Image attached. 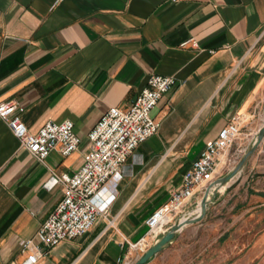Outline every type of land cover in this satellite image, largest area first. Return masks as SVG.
Instances as JSON below:
<instances>
[{
	"label": "crops",
	"instance_id": "obj_1",
	"mask_svg": "<svg viewBox=\"0 0 264 264\" xmlns=\"http://www.w3.org/2000/svg\"><path fill=\"white\" fill-rule=\"evenodd\" d=\"M55 1L0 0V101L16 102L33 133L47 121L71 120L81 142L67 156L52 150L41 164L0 119V264L26 260L22 243L61 200L49 169L77 171L100 116L128 109L150 74L170 75L177 83L152 111L159 129L127 160L107 215L79 237L41 245L46 254L36 263L130 264L129 244L146 234L145 220L219 129L239 117L241 133L218 157L215 180L264 123V0ZM199 193L186 216L197 214ZM201 230L215 231L213 239L192 257L167 261ZM166 262L264 264V138L210 195L204 217L145 264Z\"/></svg>",
	"mask_w": 264,
	"mask_h": 264
},
{
	"label": "built area",
	"instance_id": "obj_2",
	"mask_svg": "<svg viewBox=\"0 0 264 264\" xmlns=\"http://www.w3.org/2000/svg\"><path fill=\"white\" fill-rule=\"evenodd\" d=\"M176 83L173 76L150 74L128 109L110 107L100 116L87 134L88 149L77 171L68 174L49 169L50 186L61 185L62 198L35 235L22 243L21 252L27 257L20 264H36L46 254L41 245L51 249L64 240L79 237L100 216L107 215L127 160L159 129L160 123L153 117V109ZM17 111L16 102L0 101V119L6 123L19 146L39 163L45 164L52 150L67 156L78 149L81 137L74 131L71 120L47 121L33 133L20 120ZM240 133V119L236 116L219 129L216 137L205 145L183 173L180 187L145 220L146 234L130 243V248L144 253L175 221L183 219L186 205L198 192L203 195L206 187L215 180L218 157L229 150ZM245 151V146H239L229 163L236 164Z\"/></svg>",
	"mask_w": 264,
	"mask_h": 264
},
{
	"label": "water",
	"instance_id": "obj_3",
	"mask_svg": "<svg viewBox=\"0 0 264 264\" xmlns=\"http://www.w3.org/2000/svg\"><path fill=\"white\" fill-rule=\"evenodd\" d=\"M136 99V97H135ZM134 99V100H135ZM264 138V123L259 128L257 135L252 142V145L250 148H248L242 157L238 160L236 165L232 168V170L224 175L223 177H220L213 182H211L206 189L204 190V193L200 199L199 202V211L194 216H186L182 220L175 221L170 228L162 233L158 239L152 243L144 253H142L133 263L131 264H145L147 263L155 254L162 251L165 247H167L178 235V232L187 224L195 223L200 221L207 210V205L210 202V195L214 194L220 187L224 186L235 174L241 170V168L246 163L247 159L250 157V155L253 153V151L256 149V147L259 145L261 140Z\"/></svg>",
	"mask_w": 264,
	"mask_h": 264
},
{
	"label": "rangeland",
	"instance_id": "obj_4",
	"mask_svg": "<svg viewBox=\"0 0 264 264\" xmlns=\"http://www.w3.org/2000/svg\"><path fill=\"white\" fill-rule=\"evenodd\" d=\"M201 195H202V192L199 193L200 197H201ZM184 217H185V215H184ZM208 229H209V227H208ZM216 229H219V227L217 226ZM214 235H215V231L210 232V230H208V231L201 230V231H198L197 233L191 234V237H189L187 239L186 243L179 244V247H181L183 245L189 246V250L188 249H184V250H182L180 252L170 253L169 257H167V261L168 262H172L173 260L175 261V260H178V259L185 260L188 257H192L195 253L198 252V250L200 249V245H202V244L205 245L206 243L211 241L213 239ZM177 245L178 244H176V246ZM216 254L217 253H214L212 256H214ZM140 255H141L140 252L139 253L135 252V254L133 256V259L131 260V263H133L138 258V256H140ZM168 262H166L164 264H168Z\"/></svg>",
	"mask_w": 264,
	"mask_h": 264
},
{
	"label": "bare ground",
	"instance_id": "obj_5",
	"mask_svg": "<svg viewBox=\"0 0 264 264\" xmlns=\"http://www.w3.org/2000/svg\"><path fill=\"white\" fill-rule=\"evenodd\" d=\"M196 211H199V206H198V208H197V210ZM185 217H186V215H185ZM183 219H184V216H183Z\"/></svg>",
	"mask_w": 264,
	"mask_h": 264
}]
</instances>
